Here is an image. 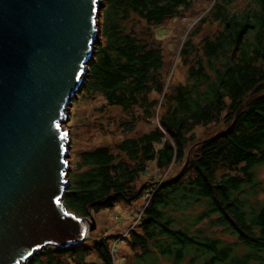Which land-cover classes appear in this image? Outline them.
<instances>
[{"label": "trees", "instance_id": "1", "mask_svg": "<svg viewBox=\"0 0 264 264\" xmlns=\"http://www.w3.org/2000/svg\"><path fill=\"white\" fill-rule=\"evenodd\" d=\"M102 1V43L84 92L73 103L101 93L111 106L130 113L141 107L143 119L158 117V123L126 137L117 151L104 146L83 153L69 174L66 206L87 217L119 202L132 204L145 193L146 186L136 182L150 163L166 170L186 161L180 176L156 184L141 230L131 232V245L140 250L136 264H158L161 258L171 264H264V182L257 173L264 165V0H250L236 13L229 9L236 0H216L201 21L222 28L200 46L192 37L183 44L188 78L174 86H167L163 50L136 27L161 25L194 0ZM135 117L123 126L128 133L136 130ZM219 122L228 128L189 153L196 129ZM93 254L103 264L116 262L105 238L48 246L27 264H92Z\"/></svg>", "mask_w": 264, "mask_h": 264}, {"label": "water", "instance_id": "2", "mask_svg": "<svg viewBox=\"0 0 264 264\" xmlns=\"http://www.w3.org/2000/svg\"><path fill=\"white\" fill-rule=\"evenodd\" d=\"M100 0H0V264L97 228L63 202L70 186L62 122L94 53Z\"/></svg>", "mask_w": 264, "mask_h": 264}, {"label": "rangeland", "instance_id": "3", "mask_svg": "<svg viewBox=\"0 0 264 264\" xmlns=\"http://www.w3.org/2000/svg\"><path fill=\"white\" fill-rule=\"evenodd\" d=\"M100 1L104 8L105 2L102 0ZM219 1L220 0H218V2ZM249 1L250 0H236L229 5L231 13L242 11ZM215 2L216 0H194L193 6L190 9L181 10L180 14L167 18L161 25L153 26L146 22H141L136 27V30L138 29L141 35L147 37L150 42L163 50L168 71L167 86H174L180 82L187 81L189 66L183 62L182 57L180 58V52L183 44L188 38L192 37L195 44L200 46V43L206 36L214 34L222 28L217 22L209 21L204 24L201 21L202 18L208 15ZM98 28L100 32L97 35L94 53L89 62V66L95 61L96 46L102 43V22L100 18L98 21ZM147 33H150L151 36L145 35ZM88 78L89 69L84 74L83 85L79 94L84 92ZM143 113L144 111L141 107L136 108L130 113L126 112V110H123L121 107L111 106L101 93H94L91 95L86 93L83 98L72 103L67 110V119L62 122L63 129L69 130L71 134V142L67 145V158L70 161L68 179L69 174L76 168L83 153L94 151L104 146L111 147L113 150L117 151L118 145L126 137L140 135L153 129L155 124L158 123V117L153 118L152 122H148L142 118ZM133 114H136L135 118L138 123L136 125V130L132 133H128L123 126L126 121L132 119ZM227 128L228 124L225 122L198 127L195 131L197 142L191 146L189 153L194 150L197 143L206 138L213 137ZM185 167L186 161L173 164L166 170H160L155 163H150L147 171L141 175L136 182L139 188H144L146 186L143 196L132 204L119 202L112 209L93 213L97 222V228L89 234L86 241L106 238L113 247L116 258L115 264H136L137 254L140 250L135 249L131 245L130 237L132 230H141L143 222L142 217L156 190V184L163 179L180 176ZM257 173L259 178L264 182V165L257 168ZM259 196L261 199H264V183ZM210 230L212 234L216 236L232 239L221 228H211ZM88 261L92 262V264H103L96 254L89 257ZM24 264H27V262ZM158 264L171 263L161 258Z\"/></svg>", "mask_w": 264, "mask_h": 264}]
</instances>
